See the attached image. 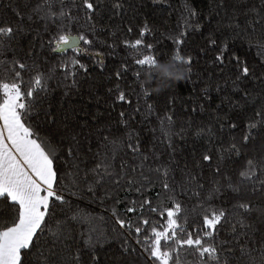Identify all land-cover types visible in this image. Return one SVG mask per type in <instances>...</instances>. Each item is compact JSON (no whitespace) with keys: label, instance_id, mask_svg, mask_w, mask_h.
<instances>
[{"label":"trees","instance_id":"obj_1","mask_svg":"<svg viewBox=\"0 0 264 264\" xmlns=\"http://www.w3.org/2000/svg\"><path fill=\"white\" fill-rule=\"evenodd\" d=\"M36 3L37 0H0V20L12 23L14 27L20 24L24 28L16 40L17 51L23 56L28 52L30 43H34V54H40V71L47 70L49 75L51 91L46 106L50 105L55 122L46 123L42 113L39 120L33 114L29 116V121L36 125L35 130L49 142V148L56 156L54 168L67 200V204L58 205L56 219L64 220L73 214L83 217L81 222L72 221L70 225L75 238L71 243L72 251L80 253V264H150L143 252L144 245H137L136 237L129 236L127 229H121L113 215L115 209L121 218H130L135 226L140 218L139 208L136 213L125 211L132 200L147 197L152 201V206L161 211L174 201H179L183 208V219L178 220V224H182L186 231L201 227L202 216L209 210V204L205 202L207 193L204 199H200L184 195L177 189L181 194L169 198L170 194L162 189V177L155 174L151 177L155 183L143 194L118 192L116 199L122 201L119 204L113 203L112 199L102 200L103 189L98 188L94 196L83 183L79 188L72 187L71 177L66 175L72 171L66 151L69 137L75 135L79 142L82 159L75 163H79L83 176L85 169L94 167L95 154L103 150L102 135H107L108 131L122 141H127L128 132H134L139 137L138 143L144 155L154 153L155 160L161 162L171 159V176L177 185L186 179V172L195 175L205 189L224 185L220 196L211 202L212 209L230 211L238 200L251 201L255 210L246 220L251 231L247 233V240L240 237L246 255L241 258L239 249H235L236 255L230 258L231 264H252L253 261L254 264H264V215L261 214L264 212V197L234 193L227 188L225 179H243L239 173L245 169L247 160L255 161L257 157L264 156V128L258 125L256 129H251L252 138L244 144L243 137L249 132L248 125L255 122L254 105L246 103L239 89L234 88L233 81L237 75L234 63L226 61L225 65H219L215 62L219 48L209 45V40L213 38L217 40V45L227 41L229 56L235 54L251 67L264 70V56L255 46H250L243 36L238 38L234 35L232 29L227 27L226 18L235 12L243 26L246 17L241 13H247L250 9L264 11L261 9L264 0H224L223 5L221 0H121L123 7L119 14L109 4L107 10L94 13L91 20L82 8H76L70 13L75 18L68 22L63 34L78 39L84 35L92 43L84 44L79 40L78 47L60 51H52L54 45H48V41L58 35L57 25L49 24L46 28L45 22L32 12ZM188 8L194 10V17H188ZM17 10L25 17L22 23L15 15ZM29 15H32L31 20L27 19ZM254 16L255 13H252ZM145 25L149 31L143 37V45L136 50L127 47L125 42L140 38V29ZM129 27L132 28L131 33ZM181 33L185 35L184 43L179 46L180 55L190 56L191 65L172 59L177 49L175 40ZM41 40L44 47H40ZM255 42L254 38L253 45ZM147 45H151V51L144 50ZM12 55L13 52L9 50L7 57L11 59ZM144 55H152L166 64L171 75L178 68L186 69V73L179 80L172 79L163 69L157 70L155 75L149 71L138 75L141 66L135 61ZM74 60H79L87 72L79 69L75 76L65 79L60 66L71 65ZM118 71L122 72L119 79L116 77ZM24 79L28 80L29 77L25 75ZM73 80L76 81L74 85ZM241 87L251 91L255 84L249 80ZM120 91L124 92L126 101L117 99ZM236 103L240 107L233 109L232 105ZM148 105H151L150 114ZM121 112L125 113L127 124L121 122ZM166 115L173 117L170 134L175 144L174 153L162 136L161 121ZM233 123L235 128L230 127ZM221 124L224 125L222 129ZM201 127L212 129V137L205 134L197 136L195 133ZM181 129L185 133L183 138L176 135ZM233 143L240 148L239 155L229 151ZM126 149V143H122L120 157L124 163L134 166V157ZM205 153L211 157L209 161L202 159ZM121 159L115 161L117 168ZM149 163L153 168L159 167L152 160ZM217 168L221 169L222 174H217ZM0 216L7 218V211H0ZM144 216L151 220L157 230L166 227L163 217L148 212ZM239 219V213L233 211L227 223L222 221L217 226V240H230L233 235L231 224ZM50 227H55V220ZM89 234L98 236L100 240L91 248L85 245ZM125 240L136 250L125 252ZM92 256L98 259L93 261ZM68 260L71 264L70 256ZM25 264H35V257L28 256ZM180 264L200 262L195 256L182 254Z\"/></svg>","mask_w":264,"mask_h":264},{"label":"snow or ice","instance_id":"obj_2","mask_svg":"<svg viewBox=\"0 0 264 264\" xmlns=\"http://www.w3.org/2000/svg\"><path fill=\"white\" fill-rule=\"evenodd\" d=\"M223 3L224 0H221V5ZM109 4L115 9L116 14H119L123 7L121 0H107V2L106 0H37L32 12L38 19L45 22L46 28L49 24L57 25L58 35H54L48 41V45H54L52 51H60L64 48L78 47L70 35L63 34L68 22L75 18L70 15L74 9L82 8L91 20L94 13L98 10H107ZM261 9H264V3L261 4ZM252 13H255L254 17ZM187 14L189 18L196 15L191 8L187 9ZM241 14L246 17L243 26L238 21L237 13L234 12L231 16H226L227 27L231 28L238 38L243 36L247 39L250 46H255L261 56H264V11L250 9L247 13ZM15 15L21 23L25 19L19 10L15 12ZM27 19L31 20L32 15H29ZM128 31L131 33L132 28L129 27ZM148 31L145 25L140 29V38L134 42L126 41V46L133 50L139 49ZM23 32L24 28L20 24L14 27L12 23L0 20V211H7V218L0 216V264H25L28 256L35 257V264H69V256L71 264H80V253L72 251L71 243L75 238L70 225L72 221L81 222L83 217L73 214L64 220L56 219L58 205L67 204L60 188L57 170L54 168L56 156L50 150L49 142L35 130L36 125L29 121V116L33 114L39 120L41 113L46 123L55 122V118L50 111V105L46 106L51 91L48 85L49 75L47 70L40 71V54H34L35 44L30 43L28 52L23 56L17 51L16 40ZM184 35L185 33H181L180 37L176 38V55L172 59L191 65L190 56L180 55L179 46L184 43ZM36 36H39L38 32ZM254 38L256 42L253 45ZM79 40L84 44L92 43L84 35L79 36ZM209 45L219 48L215 57V62L219 65H225L226 61L230 64L234 63L237 69V75L233 81L234 88L239 89L246 103L251 102L254 105L255 122L249 123V132L243 137L244 144H247L252 138L251 129H256L258 125L264 128V70L251 67L235 54L229 56L230 46L227 41L217 45V40L213 38L209 40ZM40 47H44L42 40ZM9 50L13 52L11 59L7 57ZM144 50L151 51V45L145 46ZM135 63L141 66L138 69V75H142L144 71L155 75L160 69L171 75L168 72V66L152 55H144L136 59ZM60 68L65 79L68 76H75L79 69L87 72V68L80 64L79 60H74L71 65H61ZM25 75L29 77L28 80L24 79ZM121 75L122 72L118 71L117 79ZM249 80L255 84V88L251 91L241 87L245 81ZM75 83L76 81L73 80V85ZM117 99L126 101L123 91L119 92ZM232 107L236 109L240 105L236 103ZM148 109L150 114L151 105H148ZM120 116L121 122L127 124L125 113L121 112ZM172 122L173 117L166 115L161 121V131L164 140L168 142L167 147L174 153L175 144L170 134ZM217 122L219 123V118ZM223 126L221 124V129ZM230 127L235 128L236 125L233 123ZM195 134L197 136L205 134L211 138L213 132L212 129L201 127ZM176 135L183 138L184 130L181 129ZM127 137V141H122L111 131H108L107 135H102V152L95 154L94 167L91 170L85 169L84 175L81 176L80 165L75 163L82 159L79 142L75 135H71L66 150L69 166L72 169L66 175L71 177V186L79 188L83 183L87 186V191L94 196L98 188L103 189L102 200L112 199L113 203L119 204L122 201L116 199L118 192L143 194L155 183L151 178L152 174H155L157 177H162V189L170 194L169 198L181 194L177 189H180L184 195H192L200 199H204V194L207 193L205 202L209 204V210H206L202 216V226L192 231H186L182 224H178V220L183 219V208L179 201H174L163 211L153 207L152 201L147 197L130 201V206L125 209L126 213H136L138 208L140 210V218L135 226L130 218H121L115 209H113V215L121 229H127L129 236L136 237L137 245H144L143 252L150 264H170V261L171 264H180L182 254L195 256L200 264H231L230 258L236 255L237 248L243 258L246 252L245 245L240 243V237L243 236L247 240V233L251 231V226L246 224V220L255 210L251 201L239 202L238 200L230 211L223 208L212 209L211 202L220 196L224 185L205 189L204 185L199 184L195 175L187 172L186 179L177 185L171 176V159L168 162L156 161L154 153L144 155L141 152L137 134L130 131ZM122 143H126V150L132 153L134 166L124 163L121 159ZM229 151L236 155L240 154V148L235 143L231 145ZM117 159H121L119 168L115 165ZM202 159L209 161L211 157L205 153ZM150 160L158 163L159 167L153 168L149 163ZM216 172L222 174L220 168H217ZM239 177L243 179L233 181L226 177L227 188L234 193L243 192L252 197H264V156L257 157L255 161L248 159ZM193 188L196 190L193 191ZM233 211L238 212L241 219L231 224L233 235L230 240L218 241L217 226L221 225L222 221L227 223ZM145 212L163 217L166 227L163 230H157V227L152 226L151 220L145 218ZM261 214L264 215V212ZM54 220L53 228L50 224ZM99 242L98 236L89 234L85 245L91 248ZM124 244L125 252L136 250L130 246L128 240H125ZM163 248L168 250L162 251ZM91 259L96 261L98 257L92 256Z\"/></svg>","mask_w":264,"mask_h":264},{"label":"clouds","instance_id":"obj_3","mask_svg":"<svg viewBox=\"0 0 264 264\" xmlns=\"http://www.w3.org/2000/svg\"><path fill=\"white\" fill-rule=\"evenodd\" d=\"M185 73H186V69L178 68L177 71L175 72V74L171 75V78L175 79V80L182 79L183 76L185 75Z\"/></svg>","mask_w":264,"mask_h":264},{"label":"water","instance_id":"obj_4","mask_svg":"<svg viewBox=\"0 0 264 264\" xmlns=\"http://www.w3.org/2000/svg\"><path fill=\"white\" fill-rule=\"evenodd\" d=\"M72 39L76 41V44H79V39L77 37H73Z\"/></svg>","mask_w":264,"mask_h":264}]
</instances>
